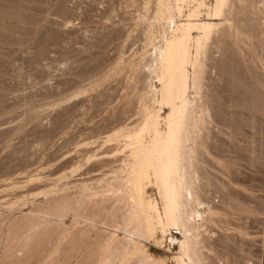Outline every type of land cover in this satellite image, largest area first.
Returning a JSON list of instances; mask_svg holds the SVG:
<instances>
[{"label":"rangeland","instance_id":"1","mask_svg":"<svg viewBox=\"0 0 264 264\" xmlns=\"http://www.w3.org/2000/svg\"><path fill=\"white\" fill-rule=\"evenodd\" d=\"M148 1L0 0V264H100L107 256L102 247L109 234L114 233V238L121 237L120 240L124 237V230L115 228V221L119 222L123 213V201L118 204L116 200V204L115 198H105L100 203L97 196L101 198L106 184L97 189L98 184L89 180L115 167L118 161L95 171L97 174L87 173L85 170L91 163L86 156L94 152L102 156L100 153L104 151H110L109 154L119 151L115 153L119 156L120 142H102L104 135L116 128H131L132 124L136 127L145 108L152 103L154 108L152 105L149 108H159L149 95L152 86L157 88V82L144 67L152 52L151 41H157L154 35L148 41L149 29L156 32L158 28L149 19L154 0ZM262 1L256 0L260 6L255 4L256 10H243L244 15L239 17L238 11L242 9L230 7L236 23L245 22L255 35L254 47L224 32L214 37L207 48L202 89L210 101V120L203 124L200 138L208 155H202L204 162L198 170L205 177L199 185L200 199L214 210V215L200 234L199 247L205 264H264ZM184 5L182 9L186 12ZM144 10L149 12L148 16ZM141 14L144 17L146 14V21ZM144 46L149 47L148 51ZM166 112L162 108L160 114ZM97 136L98 140L94 139ZM85 141L93 142L92 147ZM55 176L60 179L55 180ZM83 180L92 189L82 191L79 183ZM65 183H70L67 184L70 188ZM146 185V198L153 197L160 209L155 188ZM44 190L50 193L55 190L56 196ZM94 190L96 199L89 200ZM39 192L45 193L46 199ZM74 199L76 202L83 199L80 215L94 222V228L81 222L72 224V212L77 206ZM65 200L70 208L65 207ZM158 229L161 230L155 225L154 233L136 240L137 248L148 255V260H142L137 249L118 255V260L116 255L113 259L109 257L113 262L108 257L103 261L154 264L156 260L155 264H174L178 246L167 238L171 234L179 239L180 235L169 228L161 233V240ZM63 231L70 234L64 236ZM100 248L104 251L100 252ZM129 249L133 251L132 246Z\"/></svg>","mask_w":264,"mask_h":264},{"label":"bare ground","instance_id":"2","mask_svg":"<svg viewBox=\"0 0 264 264\" xmlns=\"http://www.w3.org/2000/svg\"><path fill=\"white\" fill-rule=\"evenodd\" d=\"M143 2L145 3V0H143ZM148 2H150V0ZM153 2L154 6L149 19H151V22L156 23L158 28L155 32L154 30H150V27H152L150 26L149 35L147 36L154 35V39L157 41H151L152 48L150 49L152 50V52H149L150 54L148 53L149 55L146 59L147 61L145 62L144 67L148 69L150 75H153L152 77H154V81L157 82V88L151 85V92L148 89L147 90L150 93V100H154L159 108L157 109L156 105L157 110H153L154 106L150 101L152 103L150 104L153 106V108H149V106L151 107V105H149L148 108H145L146 111L143 119H141V122H137L138 125H136V127H133L132 124L131 128H129V126H125L127 128L120 127V129L118 130L116 128L114 132L112 131V133L104 135V140L101 138L103 140L102 142L105 143L111 140H118V142H120L119 148H121V153L119 156L115 154H119V151H115V153L112 152L113 154H109L110 151H104L100 153L104 154L102 156H98L99 154L94 152L92 154L88 153L89 155L87 154L88 156H86V160L91 163V165H89L85 170L87 173L101 170L110 162L118 161V164L115 167L109 168L107 172L101 171L99 172V174L95 172L97 175L89 178V180L98 184L97 189L99 188V186L101 187V185L103 186V184H106V188L103 190V193H106H104V195L102 193L101 198L100 196H97V198L100 199V203L102 202L101 199L105 198H115V200H113V203H116V200L117 203L119 202V200H122L124 203L122 210L123 213H121L120 219L118 218V220L120 221H115V228L118 229L120 227L121 230L123 229L124 237H122V240H120L121 237L119 239L115 237L118 241L116 240V242H114L115 234H109L108 239H104L106 243L103 244L104 247H102L104 248L107 256L104 257V253H102L104 257L102 258L107 259L108 257V259L111 260H109V262H113V255H116L117 258L118 255H126L128 253L136 252L138 249L137 238L142 235L146 236L153 230L155 225H157L161 229H158L160 231V235L161 233L163 234L167 229L169 230V228H173V230L175 229L176 232L174 234L180 235L179 239L177 237H173L171 234H169V238H167L168 241H173L178 246V255H176L174 258L172 257L173 260H175L174 264H205V257L201 251V248L199 247L200 234L204 224L207 221H210L214 215V210L200 199L201 190L199 185L200 181L203 180L202 178L205 177H202L199 174L198 170L199 165L204 162V159L202 160V155L207 153L206 147L200 138L201 128L203 124H207L210 120V101L205 98V95L203 94L204 91L202 89V82L204 79L203 75L205 73L206 60L208 57L207 48L209 45H211V41L214 37H218L224 32L227 35H234L235 38L233 39L237 40L236 38H238L245 45L253 46L255 35L250 31L248 25L245 22L239 21V23L237 21L238 23H236L235 18L230 13V7L236 5L237 8H240V10L242 9L241 11H238L240 12V14H237V16L239 17V15H244L243 10H256L255 8H257V5L255 4L259 5V2L261 1L256 3V0H154ZM262 2H264V0ZM144 3L141 4L144 5ZM185 3L188 4L187 7L184 5ZM147 4L146 6H149ZM183 5L187 8L186 12L183 11L185 9H182ZM142 9H144V7H142ZM145 13L148 16L149 12L147 13V10ZM246 13L247 12H245V14ZM138 16L140 17V15ZM260 17L261 20L263 19L264 23V17ZM138 20H140V18H138ZM139 22L140 21H138V23ZM157 26L154 25V27ZM261 26H264V24H261ZM145 27L146 30L148 27L146 25ZM146 32L148 31L146 30L145 33ZM260 35L258 36L260 37ZM151 38L152 36L150 37V39H148V41L151 40ZM143 44L145 45V42ZM239 44L240 43L238 42V45ZM248 50L250 49H247L246 51L248 52ZM235 51H237L236 53H238V50ZM242 51L243 50L241 49L239 50L240 53ZM142 53H144V51ZM240 53L234 54L238 56L242 54ZM144 54L146 55L147 53L145 52ZM144 54H142L143 57ZM142 55L140 53V56ZM139 59H141V61L143 60L142 57H139ZM255 59L256 62L258 59ZM141 61L139 63H141ZM143 70H145V68ZM148 84L149 83H147V85ZM149 85L148 87H150ZM156 95L157 99H155ZM142 101L140 102V104L143 103ZM147 104H149V102ZM141 105L144 108V105ZM145 106L147 105L145 104ZM162 108L167 109L166 114L163 116L160 114ZM145 109H143V111ZM122 126H124V124H122ZM96 138H98V136L94 139ZM95 141L93 140L94 143ZM112 141L108 143H113ZM89 144L90 143H88V147H92V144ZM106 148L110 150L109 148L111 147H105L104 149L106 150ZM96 149L94 150L96 151ZM77 163L81 165L80 162ZM220 163L218 162L219 165ZM203 167H205V165ZM74 169L73 170L76 171V168ZM56 176L55 180L60 179L62 175L59 178L57 177V179ZM83 182L84 180L79 183L82 191L92 189V187H89L87 183ZM70 183L67 184L69 185ZM9 184L11 185V183ZM67 184L65 186H67ZM92 184L90 183V185ZM146 184H151V186L155 188L158 199L160 201V209L158 207L159 203L157 204L155 201H152L154 200L153 197L152 199L150 198L151 200L147 199L148 197L146 195ZM76 185L78 184L76 183ZM49 189L53 190L52 188ZM73 189L76 190V188ZM73 189H70V191ZM78 189L79 188L77 186L76 191L80 190ZM96 190H94V194L91 193L92 195L89 196V200L95 198L94 196L96 194ZM100 191L102 190L100 189ZM41 192L37 194H44L42 196L43 198L46 192L50 193L49 190L45 191V193ZM51 193L49 195H51ZM53 194L55 195V192ZM80 195L81 194H79V196ZM86 198L88 199V197ZM82 200H77V202L75 200L77 206L76 209H73L72 212V224L75 226L81 222L88 228H94L96 226L94 222L89 221L80 215V210L83 209L84 205ZM65 202V207L70 208L69 202L67 203V200H65ZM41 204L43 205V203ZM64 204L62 206H64ZM110 213L111 211L109 212V214ZM112 216L114 218L117 217L113 214ZM117 229L115 231H118ZM154 231L152 232L154 233ZM64 232L65 231H63L64 236L70 234L67 233V235H65L66 233L64 234ZM119 233H121V235L123 234L121 231ZM153 233L151 234V236L153 235ZM162 237L163 236L161 235V240ZM157 241L159 240L157 239ZM130 246H132L133 251L129 249ZM104 250L102 249L100 250V252ZM140 253L142 260H148V255H144L145 253H143V251L141 250ZM102 254L100 256H102ZM111 256L112 259L109 258ZM46 257H48V255ZM50 258L51 257L49 256V259ZM119 258L121 259V257ZM46 259L42 260L44 261L43 263H45ZM103 259L101 261L102 263H105L106 260L103 261ZM115 260H118V258ZM155 262L156 260L154 261V264ZM119 264H121V262H119Z\"/></svg>","mask_w":264,"mask_h":264}]
</instances>
